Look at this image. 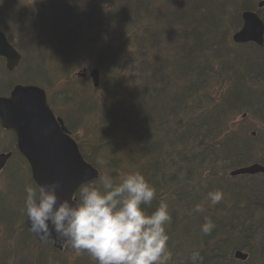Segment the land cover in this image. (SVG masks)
I'll use <instances>...</instances> for the list:
<instances>
[{"label": "trees", "instance_id": "1", "mask_svg": "<svg viewBox=\"0 0 264 264\" xmlns=\"http://www.w3.org/2000/svg\"><path fill=\"white\" fill-rule=\"evenodd\" d=\"M257 1L63 0L64 6L58 18L48 15L42 18L49 31L45 41L54 47L51 58L46 50L47 60L39 59L38 53H31L39 51L26 46L25 41L34 42L35 34L39 33L38 25L33 28L30 25L26 5L12 12L5 1L0 3V29L11 37L23 54L20 66H25V69L19 83L41 86L43 82L46 85L76 79L70 74L73 60L77 59H73L74 56L87 54L96 58L93 66L99 67L102 73L99 89L103 83L107 86V104L101 103L90 78L84 80L89 83L90 91L81 95L74 90L71 99L80 109L99 113L96 133H101L100 144H104L103 149L111 153V157L124 159L118 160V165H132V170L128 167L129 173L140 172L155 187L156 196L151 205L144 206L149 213L165 200L162 198L165 190L174 191L181 200L183 222L178 227L177 213L169 209L172 220L166 227L169 238L173 240L169 250L175 260H179L177 255L186 238L200 237L197 232L201 231L205 219L202 220V215L193 209L204 199L203 194L208 196L209 192L219 188L210 178L215 176L212 168L224 162L227 165H247L254 155L250 151L254 152L258 147L246 142L258 140L259 135L254 138L241 128L240 136L235 137L238 132L230 129L237 113L256 116L262 110L260 114H264V48L253 43L237 45L231 38L232 33L242 26L243 10H258L264 18L263 8L258 7ZM234 6V12L238 10L237 18L226 25L227 19L235 18L230 14ZM13 31L19 33L14 36ZM63 44L67 45L66 48ZM0 61L3 62V72L7 75L12 73L6 69L2 58ZM256 83L258 93L253 89ZM12 84L11 81L7 84L5 95L9 94ZM3 89L0 83V95H3ZM78 89L81 90L79 86ZM213 91L219 97H215ZM76 97H83V100L77 101ZM170 118L174 119L180 132L170 125ZM177 118L187 123L179 122ZM66 125L71 131V124L66 122ZM257 126L251 127L257 129ZM104 133L109 137L107 140L102 136ZM12 134L16 139L15 133ZM243 144L247 153H240ZM190 147H203L207 157V151H210V158L203 159L202 152L189 155ZM224 153H230V157L225 158ZM83 154L96 166L91 157ZM258 162L264 163V158ZM203 166L208 169L205 174H209V181L197 185L195 171ZM123 169L128 173L127 168ZM253 177L256 176H242L244 180L258 181L249 182L244 194L255 196V205L264 208V176L260 180ZM30 180L32 186L37 187L31 176ZM225 181L227 179L220 182ZM93 183L97 180L81 186L78 198L81 189ZM178 184H183L184 188L180 190ZM223 184L228 188L227 183ZM202 213L216 225L215 214L219 211ZM8 216L5 215L10 221L11 215ZM218 222L223 225L220 220ZM23 228V242L34 240L27 226ZM182 233L184 237L180 236ZM46 244L52 247L49 255H61L62 252L56 250L51 242ZM232 247L236 246L228 239H222L211 249L213 252L202 255V264H264V238L257 245L256 258L249 255L244 262L233 256ZM84 253L77 264H97L87 252ZM186 259L191 261V254ZM15 264L47 262L39 253L35 263L22 259Z\"/></svg>", "mask_w": 264, "mask_h": 264}, {"label": "rangeland", "instance_id": "2", "mask_svg": "<svg viewBox=\"0 0 264 264\" xmlns=\"http://www.w3.org/2000/svg\"><path fill=\"white\" fill-rule=\"evenodd\" d=\"M4 1L7 3V7L11 8L12 12H17L19 9H22V5H26V8H28L29 20L31 19L30 25H32V28L35 25L39 26V33L35 34V41L32 43H27L25 41L26 46L30 49L35 48L36 51H39L31 52L33 55L38 53L37 55L39 59L47 60L46 50L48 51V56L51 58L54 52V47L45 41L49 35V31L47 26L43 24L42 18L46 17L47 15L58 18L60 13H62V7L64 6L63 0H0V3ZM260 1L261 0H258L257 3ZM235 9L236 7L234 6L232 8V12L230 13L232 16L235 15V18L227 19L228 21L226 22V25H228L230 21L236 20L238 10L235 13ZM262 13H264V7ZM42 30H45V32L43 33ZM55 30H58L57 26L55 27ZM18 33V31H13L14 36H16ZM9 38L11 40V37ZM62 46L66 48L67 45L63 44ZM75 58L77 59L73 60L74 64L70 70V74H72L73 77H75L77 72L82 71L84 68L88 69V75L91 69L99 68L97 66H93L94 62L96 61L94 56L78 54L76 57L74 56L73 59ZM2 64L3 62L0 61V83H2V86L4 87L1 92L3 95H5L7 93V84L10 81L13 82L11 89L15 84L20 82L25 66H20V68L18 67L15 71L7 75L2 70ZM87 79L88 78H71L67 81L60 80L56 83L50 82L46 85L45 82H43L41 83V86L47 92L48 101L53 111L58 116L62 117L67 122V124L68 122L71 124L72 135L81 147L80 149H82L86 155L95 161L96 167L99 171V177L108 174L115 178L117 182H119V179L123 175L129 173V169H133L132 165H118V160L124 159L119 157L113 158L110 156L111 153L106 152L103 149L104 144H100L101 133L99 135L96 133V130L99 129L97 124L100 120L99 113L95 114L96 111L91 110L85 111V108L82 110L79 108L78 104L71 99V93H74V90L81 92V95L85 94L87 90L90 91L89 83L84 81ZM109 81L111 82L110 79ZM78 86L81 90L78 89ZM106 89L107 86L104 83L100 89H97L102 101L101 103L104 104H107V95H109ZM253 89L256 93L259 92V86L257 83ZM223 90L224 88L221 90V92H223ZM213 95L215 97H219V94L215 91H213ZM81 98L83 100V97ZM81 98L76 97V100L80 101ZM159 100L161 101V99ZM163 100L164 99L162 98V101ZM261 102L263 101L261 100ZM253 109L255 110V108ZM253 109L251 111H253ZM259 111L261 113L262 110ZM260 113H258L256 116H251V114L247 113L246 118L243 117V114L240 115L237 113L235 116V121L233 122L234 126L230 127V129H232L234 132H238L235 133V137L240 136L241 128L244 129L243 132L245 134L250 136L252 135L254 138L259 135L258 140L246 142V144H254L258 146L254 152L250 151L254 155L251 158L252 160L249 164L258 162L264 158V118H262L264 117V114ZM169 120L170 125L173 128L178 129V127L175 125L174 119L170 118ZM177 121L187 123V121L181 118H177ZM255 124L259 126H257V129H253V127H251ZM178 132H180L179 129ZM102 136L105 140L109 138L106 133L102 134ZM15 145L16 140L14 139L12 132L6 131L0 127V152H14L9 163L6 165V168L0 173V264H15L18 260L22 259H24V261L26 260L28 262L35 263L39 257V253L43 254L47 264H77L79 259L85 256V253L81 252L80 254H77L71 246L66 250H63L61 255H57L59 256V259H57V256L49 255L52 247H50L49 244H46V242H44L45 244L39 243L36 241V239H34L35 241L30 239L26 242H23L22 233L24 231L23 226L25 225V214L23 212V207L26 197L24 189L26 185H32V183L30 180L28 162L18 152V150L15 148ZM179 147L180 150L183 151V147L180 145ZM188 149L189 155L202 152L203 159L206 160L208 157L210 158V151H207V157L205 151H203V147H197L195 149L190 147ZM242 152H248V150L245 149L244 144L240 150V153ZM224 154L225 158L230 157V153ZM213 158L214 156L212 159ZM99 161H105V163L101 164ZM226 163L227 162H224L220 165H217L216 167H213L212 171H215V176L213 175L210 177L212 178L214 184L220 188H218L219 190L225 189L223 191V199L221 202L213 206L205 194H203L204 199L199 202L202 205L207 204V206L203 207L204 210L202 212L210 210L215 214V210L219 211V213L215 214V218H217L215 219V221L217 220L216 227L210 235H203V233L198 230L197 233L200 236L199 238L197 235L191 238H186L184 241V246H180L181 251L178 252L177 255L179 260H175L174 256L170 264L193 263L192 260L187 262V255L190 256L193 251H199L201 256L204 253L213 252L211 249H213L221 242L222 239L225 238L228 239L229 243H231L233 246H236L235 248L232 247L234 248L233 256L237 250L241 249L250 256L252 255L254 258H256L257 245H259L261 240L264 238V208H258L255 205L257 198L251 194H244V189L246 186L250 185V183L258 181H252L251 179L244 180L242 177H229V173L239 166L235 163L231 165H227ZM123 168H127L128 173H126ZM207 170L208 169L206 166L196 169L195 181L197 185L208 183L209 174H205ZM99 177L97 179V183H99ZM253 178L260 180L262 177L256 176ZM224 179H227V181L220 182ZM223 183H227L228 188H224L225 185ZM222 184L224 186H222ZM178 186L180 190L184 188L183 184H178ZM162 198L168 203L170 211H175V213H177L179 227L180 223L183 222L184 217L182 214L183 205L180 202L181 200L177 197V195L174 194V191L172 190H165ZM202 212H198V214L202 215L203 220V218L205 219L208 215ZM5 215H11V220L7 221ZM196 216L197 214L195 217ZM225 216L226 220L224 219ZM218 220L223 222V225L218 222ZM183 235L184 233H182V235L180 234L181 237ZM171 245H173V240L169 238L168 247L170 248ZM204 246L209 247V249L205 248ZM242 261L244 262L245 260Z\"/></svg>", "mask_w": 264, "mask_h": 264}, {"label": "clouds", "instance_id": "3", "mask_svg": "<svg viewBox=\"0 0 264 264\" xmlns=\"http://www.w3.org/2000/svg\"><path fill=\"white\" fill-rule=\"evenodd\" d=\"M60 187V181L25 186L23 212L32 233L48 238L55 232L60 242L70 244L77 254L87 252L97 264H170L169 205L162 200L152 213L146 210L144 206L151 205L156 189L143 174L131 172L119 182L102 175L99 183L83 187L76 200H61L57 195ZM207 199L213 206L218 204L222 190L209 192ZM203 210L200 203L193 209ZM215 227L206 217L201 231L210 235ZM202 259L199 251L191 253L193 264H202Z\"/></svg>", "mask_w": 264, "mask_h": 264}, {"label": "water", "instance_id": "4", "mask_svg": "<svg viewBox=\"0 0 264 264\" xmlns=\"http://www.w3.org/2000/svg\"><path fill=\"white\" fill-rule=\"evenodd\" d=\"M264 5V1L260 2ZM243 26L233 40L236 43H256L264 47V20L256 11L243 12ZM0 56L5 58L6 67L13 71L19 66L22 54L10 43L5 32L0 30ZM86 76V69L77 74ZM95 88L100 86L101 71L94 68L90 72ZM0 122L6 129H13L18 138V147L28 159L33 178L38 185L60 181L58 197L76 200L77 190L85 183L96 179L99 171L82 155L78 143L71 136L64 120L57 117L47 100L46 91L38 85H17L10 97H0ZM11 154L0 155V169ZM264 174V165L254 163L233 170L232 176L242 174ZM30 230V222L25 219ZM31 232V231H30ZM32 233V232H31ZM40 242L52 241L54 247L63 250L68 243L56 238L55 232L48 238L32 233ZM237 259L246 260L248 254L242 250L235 252Z\"/></svg>", "mask_w": 264, "mask_h": 264}]
</instances>
